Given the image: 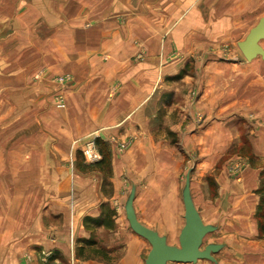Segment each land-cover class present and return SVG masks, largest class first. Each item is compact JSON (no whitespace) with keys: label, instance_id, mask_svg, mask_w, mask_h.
Listing matches in <instances>:
<instances>
[{"label":"rangeland","instance_id":"374dc122","mask_svg":"<svg viewBox=\"0 0 264 264\" xmlns=\"http://www.w3.org/2000/svg\"><path fill=\"white\" fill-rule=\"evenodd\" d=\"M13 1L17 2L13 12L5 11V14L3 12L0 16L13 17L20 3L21 5L36 3L41 7L40 11L44 8V0ZM67 1L69 11L75 12L79 7L76 4L82 0ZM61 2L65 0H53V17L59 13L58 10H61ZM123 2L124 0H84V14L87 19V16L91 18L93 13H112V21L115 17L120 19L124 15L118 9L125 7ZM191 5L190 11L196 13V19L193 20L198 26L196 36L189 39L180 38L177 41L174 38L179 44L186 43V40L191 51L178 52L171 47V51L167 53L146 54L142 50L130 54L121 52L112 54L113 60L115 58L121 60L127 56L126 61L133 63L145 58L153 59L160 69L164 64H168L170 70L163 77L164 82L160 81L158 84L155 95L175 93L178 98L176 104L179 106H182L185 96L190 102L198 104L196 114L190 119L183 115L182 108L177 107L170 111L172 108L170 100L164 104V109L155 101L149 104L146 124L150 139L154 142L165 141L164 156L170 160L165 170L172 175L174 169L171 167V162L173 160L181 162L177 171L179 186L177 195L164 196V205L158 203L162 200L160 196L149 197L151 203L145 204L146 198L142 188L150 183L145 177L155 171L154 167H146L145 157L142 158L140 153L142 150L137 144L143 141L144 137L139 130L136 129L138 132L131 133L123 140H113V144L112 137L107 141L101 139L106 130L103 128H97L85 137L78 133L68 135L70 129L77 128L76 121L83 117V112L81 110L71 112L66 106L65 89L72 81V75L70 71L65 70L70 64L83 61L84 56L90 55L91 52L85 54L82 51L77 52V48L73 50L72 44L75 39L73 37L62 38V43L68 40L70 45L66 51L46 52L45 40L52 38L47 36L48 30L43 12L40 13L41 15H35L27 10L23 14L20 13L24 19L11 22L15 26V31L4 44L0 45V183L4 184L2 189L0 188V214L1 208L5 206V211H8L6 216L14 215L13 193L16 195L17 191L15 192L12 186L19 180L22 185L23 183L26 185L27 179L32 174L37 175L38 185L44 177L52 175L54 178L65 177L66 204H79L81 199L97 201L100 198L99 186L102 194L108 198L107 194L110 190L103 178L111 177V169L109 174L103 176L93 164L84 161L78 150L82 148L84 141L95 137L106 144L108 151H112V145L114 151L121 155L131 151L128 159L130 164L125 171L133 180L125 182L127 184L125 189H120L123 194L121 206L119 212L113 209L112 228L99 227L89 231L84 228L82 222V228L68 230V250L74 255V259L81 262L92 259L103 264H129L126 258L132 255L135 249L134 239H129L131 233L132 236L142 240L144 245L136 250L139 253L136 262L130 261V264H144L152 247L148 240L137 232L135 224L156 232L166 246L179 248V240L186 231L189 211L190 219L204 228L199 251L206 256L190 263L163 264H264V235L258 232L257 219L254 216L259 200L256 191L260 184L261 173L264 172V148L252 150L244 141L246 125H250L249 123L255 126V130L256 128L262 130L260 134L264 135V53L246 60L239 50V45L246 40L249 30L260 20H264V0H213L212 4L210 0H197ZM131 6L135 8L139 6V2L134 0ZM34 16H37V19L33 20ZM90 25V21H86L85 29L91 28ZM124 37L122 36L120 41H124ZM127 39L133 46L142 44L139 36ZM90 40L92 42L87 44L91 45L95 39L86 36V41ZM171 41H173L172 37L166 39V42L172 45ZM154 42L160 40L156 39ZM258 45L264 52V37L259 40ZM105 57L102 60H105ZM237 58L246 61L245 63L249 65L238 69H232L234 66L224 69L232 62L228 60H237ZM210 61L225 65L217 69L211 67L206 71V65ZM242 61L240 62L244 63ZM254 61L257 63H253ZM173 67H176L175 70ZM206 73L221 77L222 81L221 79L218 81L217 94L220 102L223 101V104L228 105L230 103L229 115L234 114L246 119L244 121L246 125L244 123L243 126L238 127V130L234 127L230 134L233 137L232 145L222 152L215 146L202 148L198 141L193 140L189 143L191 146L189 150L184 149L179 136L187 132L188 121H193L195 126H200L205 121L204 115L201 114V104L198 102L204 93ZM57 77H63L64 82H56ZM159 77L161 76L157 73V78ZM58 96L64 101L63 108L56 106L55 98ZM179 123L178 136L175 135L174 138L168 126ZM194 133L196 140L201 132L196 130ZM144 151H149L153 165L157 157L156 149ZM253 151L257 156H253ZM204 161L207 165L199 167V163ZM249 167L255 174V187L250 194L256 201L251 211L248 210V205L243 200L237 199L238 196L231 190L234 184H239V176L242 173L248 176ZM145 168L147 170L144 171ZM186 178L188 186L191 182L193 184L191 183V192L188 190L187 197H184L181 187L185 185ZM85 190L90 194L86 199L85 196H80ZM23 192L26 191L22 190V195ZM22 195L20 206L25 204L23 200L26 199ZM44 201L42 194L39 195L37 220L41 223L48 222L47 216L42 215L41 219L38 217L44 210L42 208ZM103 205L105 208L110 207L108 201ZM159 207H164V211H160ZM118 213L121 214L120 218L125 225L123 228L114 222L115 218L118 219ZM87 241L93 244L88 246L85 243ZM81 247L83 251H80ZM94 253H98L99 256H95Z\"/></svg>","mask_w":264,"mask_h":264},{"label":"crops","instance_id":"0c3cea01","mask_svg":"<svg viewBox=\"0 0 264 264\" xmlns=\"http://www.w3.org/2000/svg\"><path fill=\"white\" fill-rule=\"evenodd\" d=\"M132 1L134 0H124L125 7L118 9L124 16L119 17L120 19L115 17L113 21L112 13H93L90 16L91 18L87 16L86 19L84 0L76 4L79 7L75 12L69 11L67 0L61 2V10H58L59 13L55 17H53V0H44V8L41 11L39 9L41 7H38L36 3H24V5L20 3L17 6L18 10L21 11L17 10L13 17L4 18V16H0V45L4 44L15 31V26L11 22L13 23L16 19L21 21L24 16L21 17L20 13L22 12L23 14L30 10L31 14L41 15L42 12L44 14V21L48 30L47 36L52 38L45 40L44 49L46 52L60 53L66 51V49L70 48L67 39L72 37L75 38L72 44L73 50L77 48V52L82 51L85 54L91 52L90 55L84 56L83 61L70 64L65 70L70 71L69 73L72 75V81L65 89L66 106L71 112L79 110L83 112V117L76 121L77 128L70 129L68 135L71 136L72 133H78L80 136L85 137L93 130L103 128L106 130L103 132L101 139L107 141L108 138L112 137L113 144V140H123V138L139 130L140 134L143 133L141 134L142 137H144L143 141L137 144L142 150L140 153L142 158L145 157L146 167H154L155 171L145 177V180L150 182H147L149 185L142 188L146 198L145 204L149 205L151 203V198L149 197L155 196L158 198L160 196L162 200L158 203L164 205V196L174 194L175 197L177 195L179 188L177 185V171L181 162L180 160L171 162V167L174 169L172 175L165 170L166 165L169 166L170 164L168 157L165 158L164 156L165 141L154 142L150 139L146 124L149 104L151 105L155 101L157 104H161L164 109V104L170 100V106L172 107L170 111L177 109V107L182 108L183 115L189 119L196 114L198 104L190 102L185 96V98L183 97L182 106H179L176 104L178 98L175 93L155 95L158 84L160 81L164 82L163 77L170 70L168 69L170 67L168 64H164L160 69L156 66V61L153 59L145 58L140 62L133 63L126 61L127 56L121 60L118 58L113 60L114 55L112 56V54L120 52L130 54L142 50L146 54L167 53L171 51V47L178 52L182 50L191 51L186 40V43L183 44L176 43V41L180 40V38L187 37L189 39V37L196 36V27L198 26L193 23V20L196 19V13L190 11V8L192 7L191 4H194V1L196 2L197 0H135L139 2V6L135 8L131 6ZM212 1L210 0L211 4ZM16 4L17 2L13 0H0V15L3 12L5 14V11L7 13L13 12L12 10L15 9L14 6ZM122 18L123 21L121 20ZM34 19H37V16H34ZM88 20L91 23V28L86 30L85 22ZM11 29L13 31H10ZM86 36L95 39L93 44H87V42L90 43L92 40L86 41ZM122 36H125L124 41H120ZM132 36H139L142 44L133 46L127 39ZM63 37L67 38L66 43H62ZM171 37L173 41L176 38V41H171L172 45L166 42V39ZM58 38H61V40ZM156 39L160 40V42H154ZM115 41L116 43L114 44ZM104 56H106V59L102 60ZM229 61H232L231 65L229 64L226 67H224L225 63L221 65L218 62L210 61L206 65V71L211 67L228 69V67L234 66L232 69H238L249 65V63H245L246 61L238 58L237 60ZM253 63L257 62L254 61ZM175 68L173 67L174 70ZM157 73L161 77L157 78ZM211 74L213 73H210V75L206 73L204 93L200 96V102H198L201 104V114L204 115L205 121L200 126H195L193 121L186 123L187 132L179 135L184 149L189 150L191 147L189 143L193 140L195 142L198 141L202 148L215 146L217 150L222 152L232 145L233 137L230 134H232L234 127L238 130V127L243 126L245 123V118L234 114L229 115L230 103L228 105L227 103L223 104V101L220 102L219 94H217L219 91L218 81L221 77L211 76ZM180 123L168 126L174 138L178 136ZM249 124L246 125L245 123L246 135L244 141L252 150L264 148V135L260 134L262 130L257 128L255 130V126L251 123ZM196 130L200 131L201 135L198 137L199 139L196 138L195 140L196 135L194 132ZM132 148H134V145ZM111 149L112 151L109 152L112 175L111 177L103 178L108 190H110V193L107 194L108 198L102 194L99 186L98 192L101 199L90 202V200L86 199L90 194L85 190L83 194H80V196H85V201L81 199L79 204H66V178H54L53 175L44 177L43 180L39 181L41 183L38 185L37 175L32 174L27 179L28 183L26 185L24 183L22 185L19 180L17 184L12 186L13 190L17 191L16 195L13 193L12 211L14 215L6 216L8 211H5V206L1 208L0 214V264H66L68 262L70 264L71 262L75 264H103L92 259H88L85 262L74 259V255L68 250L67 237L69 229L72 231L73 228L83 227L82 222L86 216L99 217L103 202L108 201L109 208L115 209V211H118L119 206H121V195L123 194L120 189H125L127 185L125 182L133 180L128 175V172L125 171L130 164L128 159L131 151L121 155L114 151L113 145ZM145 149H156L157 157L153 165L149 151H144ZM78 150L80 152V148ZM254 155L257 156L255 151H253ZM31 163L33 164L34 161ZM206 165L207 163L204 161L199 163L198 166L205 167ZM145 170L147 169L145 168ZM253 171L249 167L247 169L248 176H244V173H242L239 176V184H234L233 189H231L238 196L237 199L243 200L248 205V210L250 211L256 201L254 196L250 194L252 188L255 187V174H253ZM191 183L188 186L190 192L193 184ZM3 186L4 184L0 183L1 189ZM184 186L183 184L181 189H184ZM22 190L26 191L23 192V195L21 194ZM41 194L45 200L42 206L44 210L43 212L40 211L42 214L38 217L47 216L48 222L45 223L37 220V199ZM21 195L26 198L23 200L25 204L22 206H20ZM6 207L9 208L10 206ZM159 208H161L160 211H164V207ZM120 215L118 213V219L115 218L114 222L117 226L123 228L125 225ZM129 239H134L135 246L133 254L128 255L126 258L130 264V261L132 263L136 262L139 254L136 250L141 249L144 244L142 240L132 236L131 233H129Z\"/></svg>","mask_w":264,"mask_h":264},{"label":"water","instance_id":"95a60500","mask_svg":"<svg viewBox=\"0 0 264 264\" xmlns=\"http://www.w3.org/2000/svg\"><path fill=\"white\" fill-rule=\"evenodd\" d=\"M262 37H264V20H260L251 28L246 40L239 45V50L246 60L264 53L258 45ZM187 193L188 179L186 178L183 196L187 197ZM187 214L190 216L189 211ZM189 216L186 220V231L179 240V248L166 246L163 239L156 232L140 224H135L137 232L146 238L152 247L145 258L144 264H163L165 262L190 263L197 259L205 258L206 255L199 251L204 228L191 220Z\"/></svg>","mask_w":264,"mask_h":264},{"label":"trees","instance_id":"16d2710c","mask_svg":"<svg viewBox=\"0 0 264 264\" xmlns=\"http://www.w3.org/2000/svg\"><path fill=\"white\" fill-rule=\"evenodd\" d=\"M94 141L100 155V159L94 163L93 166H95L96 169L103 174V176H105V174H109L110 172V152L108 151L106 144L100 138H96ZM256 193L259 196V200L255 208L254 216L257 219L258 232L260 235H264V172L261 173V180ZM113 213L114 211L112 209L109 207L105 208V205L102 204L100 216L97 218L85 217L83 219V226L89 231L93 228L99 227L112 228L113 220L111 215ZM85 243L88 246L93 244L91 241H87ZM80 251H83L82 247L80 248ZM94 254H96L95 256L98 255V253ZM101 256H103V254Z\"/></svg>","mask_w":264,"mask_h":264},{"label":"built area","instance_id":"2783aa9c","mask_svg":"<svg viewBox=\"0 0 264 264\" xmlns=\"http://www.w3.org/2000/svg\"><path fill=\"white\" fill-rule=\"evenodd\" d=\"M56 82L63 83L64 82L63 77H57ZM55 102L58 108L64 107V101L60 96L55 98ZM94 140H95V137H91L90 139L84 141V144L82 148L80 149V152L84 158V161L88 164H94L100 159V155L98 153Z\"/></svg>","mask_w":264,"mask_h":264}]
</instances>
